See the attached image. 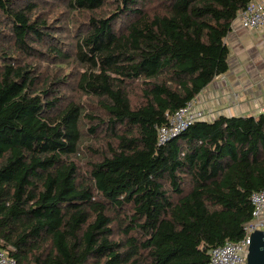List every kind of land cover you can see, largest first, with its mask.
Here are the masks:
<instances>
[{"label": "trees", "instance_id": "trees-1", "mask_svg": "<svg viewBox=\"0 0 264 264\" xmlns=\"http://www.w3.org/2000/svg\"><path fill=\"white\" fill-rule=\"evenodd\" d=\"M56 1L67 29L52 30L49 0H0V251L18 264H211L264 190V111L164 145L159 130L227 72L225 39L253 0ZM35 61L57 72L43 80ZM69 62L83 70L62 76ZM85 122L105 147L82 168Z\"/></svg>", "mask_w": 264, "mask_h": 264}, {"label": "crops", "instance_id": "crops-1", "mask_svg": "<svg viewBox=\"0 0 264 264\" xmlns=\"http://www.w3.org/2000/svg\"><path fill=\"white\" fill-rule=\"evenodd\" d=\"M229 48L228 70L197 98L203 121L221 116L251 117L264 111V30H246L240 15L225 39Z\"/></svg>", "mask_w": 264, "mask_h": 264}, {"label": "built area", "instance_id": "built-area-1", "mask_svg": "<svg viewBox=\"0 0 264 264\" xmlns=\"http://www.w3.org/2000/svg\"><path fill=\"white\" fill-rule=\"evenodd\" d=\"M242 27L246 30H264V0H253L240 14ZM169 126L159 130V142L164 145L176 138L192 124L203 121L205 113L197 110L196 101L185 109L168 116ZM253 216L244 228V237L236 243L211 251V264H247L251 236L257 231H264V190L254 193L251 198ZM0 264H18L7 252L0 251Z\"/></svg>", "mask_w": 264, "mask_h": 264}, {"label": "rangeland", "instance_id": "rangeland-1", "mask_svg": "<svg viewBox=\"0 0 264 264\" xmlns=\"http://www.w3.org/2000/svg\"><path fill=\"white\" fill-rule=\"evenodd\" d=\"M49 1H50V3H47V4L44 3L46 6L45 5H43V6L45 8L53 6L51 8H53L56 11V16H54L55 22L52 23V30L56 29V28H58V29L59 28H62V29L66 28L67 29L68 25H72V24L74 25V23L70 22L71 18L69 16H71V14L67 8L60 6V4L57 3L56 0H54L56 4H54L53 0H49ZM38 2L42 3L41 0H38ZM57 15H59V16H57ZM59 37H62L63 40H65L68 44L72 45L70 33L63 34V36H61L59 33ZM36 62H39V61H35V63ZM39 63H40V66L42 67L40 69H42L44 72L43 80H45L49 75H54V73L57 72L56 69L52 71L53 68H51V67L47 68V66L49 65L48 63L43 62V61H42V63L41 62H39ZM71 63L72 62H69V64L67 66H65V68L62 70L63 71L62 76L78 74L83 70L82 67L78 66L77 64L74 65ZM59 76H60V74H59ZM129 93H131V100H132L133 105H135L136 101H137L135 96L139 95V97H140L139 86L138 85L134 86V88L132 90H130ZM67 96H68L70 102H75L76 104H80L84 109H86L88 111V113H92V112H95L98 114L101 113L99 111V109L97 108L96 102L93 99H89V98L85 97L84 95L82 96L76 90L68 92ZM89 127L90 126L87 123L84 124L83 131H82L83 137L81 140L80 155L77 156V158H76V160H78L79 165L82 168L88 160L92 159L93 153H95V151L102 152L104 150V147H105L104 143H102V142L97 143L96 142L95 138L92 137L91 133L88 130V129H90ZM92 147H94L93 148L94 150H92Z\"/></svg>", "mask_w": 264, "mask_h": 264}, {"label": "water", "instance_id": "water-1", "mask_svg": "<svg viewBox=\"0 0 264 264\" xmlns=\"http://www.w3.org/2000/svg\"><path fill=\"white\" fill-rule=\"evenodd\" d=\"M247 264H264V231H257L251 236Z\"/></svg>", "mask_w": 264, "mask_h": 264}]
</instances>
